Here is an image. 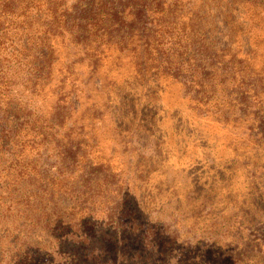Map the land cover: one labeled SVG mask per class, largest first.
<instances>
[{"label": "rangeland", "instance_id": "374dc122", "mask_svg": "<svg viewBox=\"0 0 264 264\" xmlns=\"http://www.w3.org/2000/svg\"><path fill=\"white\" fill-rule=\"evenodd\" d=\"M87 3L0 0V264H264V165L174 60L205 24L264 74V0H147L126 39Z\"/></svg>", "mask_w": 264, "mask_h": 264}, {"label": "trees", "instance_id": "16d2710c", "mask_svg": "<svg viewBox=\"0 0 264 264\" xmlns=\"http://www.w3.org/2000/svg\"><path fill=\"white\" fill-rule=\"evenodd\" d=\"M92 1L93 0H88L86 6L87 9L92 10V8L89 6ZM99 1L100 5H104L103 9L107 10L109 13L111 10H114L112 13L113 15L120 14L122 16L124 9H128V14L130 15L134 14V12L136 13L134 17L129 19V25H127L128 27L126 26V29L131 30L132 34H125L123 38H130L133 35L134 29L137 31V33H139L152 28L151 22H147V18L151 17V13L154 14V12L151 10L150 6L147 5V0H135L134 3L131 2L127 6H125V2L132 0ZM145 16L147 18L143 20L142 18ZM204 25L205 24H199L197 26V32L199 33L198 35L203 41L200 49L203 50V53L205 52L204 56L197 58L192 54H177L174 56L175 65L181 68L185 65L186 69L191 73V76L194 74V72L199 75L196 77L198 78V84L201 87L199 89L202 90L205 88V94L212 93L217 85H222L220 91H223L224 96L226 97L225 114H232L231 119L235 120V122L237 121V124H232L231 127H242L241 133L238 134L240 135L241 144L246 143V148L247 146H251V149L246 151L247 155L256 157L258 162L264 165V97H262L264 94V74H259L256 72V69H254L251 64H249L247 68L241 66L243 62H247L250 60V58H252L250 56V58L243 56L239 58L238 61H234V63L238 62L237 66H234L230 59L229 61H231V63L228 61L224 62V55L219 53L217 50L213 51L210 48V45L207 43V37L204 36ZM117 31H121V29H117ZM172 31H175L177 34L179 32L176 30L175 26L172 27ZM157 45L162 46V43H157ZM165 54L166 53L162 52L160 57ZM149 55L150 52L145 50L144 53L140 54L139 56L140 62L144 63L148 61ZM191 61H195V66L192 68L190 67ZM165 62L168 61L165 59ZM219 65L220 67H217ZM213 72L220 73L219 83H215V81H213ZM198 92L200 93V91ZM204 97L205 96L203 95V98ZM229 119L230 118L227 116L226 122H228ZM232 130L234 131V129ZM259 233H261L260 235L264 234V229L263 232Z\"/></svg>", "mask_w": 264, "mask_h": 264}]
</instances>
